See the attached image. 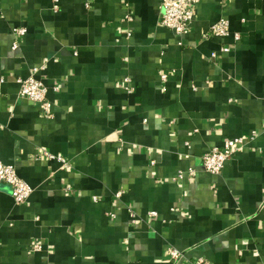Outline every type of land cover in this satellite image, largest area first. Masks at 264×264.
Returning <instances> with one entry per match:
<instances>
[{
    "label": "crops",
    "instance_id": "obj_1",
    "mask_svg": "<svg viewBox=\"0 0 264 264\" xmlns=\"http://www.w3.org/2000/svg\"><path fill=\"white\" fill-rule=\"evenodd\" d=\"M57 2L0 0V160L32 187L0 183V264H264V0H201L181 36L162 0ZM36 68L51 117L19 93Z\"/></svg>",
    "mask_w": 264,
    "mask_h": 264
},
{
    "label": "built area",
    "instance_id": "obj_2",
    "mask_svg": "<svg viewBox=\"0 0 264 264\" xmlns=\"http://www.w3.org/2000/svg\"><path fill=\"white\" fill-rule=\"evenodd\" d=\"M58 0H54L55 4L53 9L58 10ZM201 0H162L161 2V16L160 23L162 26L173 31L175 34L181 36L190 32L194 17L196 5ZM27 33L25 27H14L13 34L15 36L14 48H17L18 41ZM233 34L236 39L240 38L239 33L231 31V24L229 20L221 19L215 22L212 26L208 35H214L219 37H227ZM224 51H229V48L224 46ZM216 53L212 54L215 57ZM38 68L34 70V73L27 77L18 78L20 85L19 93L22 97L30 99L40 105V108L44 115L51 117L53 116V102L48 98V87L46 84L35 76ZM167 74H162L161 79L165 81ZM124 89L129 93L133 91L130 78L126 77L123 81ZM244 138H232L226 140L221 146H215L206 151L201 157L202 167L212 173L219 174L226 162L233 158L238 150L243 146ZM188 174L190 177H195L197 174L196 168L192 167L187 172L180 170L175 176L174 180H181ZM0 183H6L10 185L12 189V195L17 203L25 202L32 193V187L23 180L16 167L13 164H6L0 160ZM120 195V194H118ZM152 216L157 215L155 211L150 213ZM34 251H41L42 245L39 243L33 244ZM169 254L174 259H180L181 254L177 249L170 250ZM51 264V263H41ZM193 264H207L205 258H198L193 261Z\"/></svg>",
    "mask_w": 264,
    "mask_h": 264
}]
</instances>
